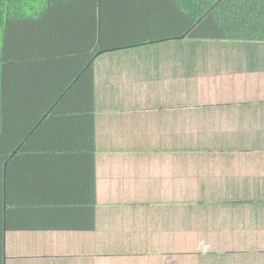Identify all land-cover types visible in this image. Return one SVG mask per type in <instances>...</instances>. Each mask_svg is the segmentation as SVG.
Returning a JSON list of instances; mask_svg holds the SVG:
<instances>
[{
	"label": "crops",
	"instance_id": "1",
	"mask_svg": "<svg viewBox=\"0 0 264 264\" xmlns=\"http://www.w3.org/2000/svg\"><path fill=\"white\" fill-rule=\"evenodd\" d=\"M120 30L99 38L123 45ZM29 37L9 35L31 58ZM82 62L5 99L29 155L10 165L3 264H264V43L186 37Z\"/></svg>",
	"mask_w": 264,
	"mask_h": 264
},
{
	"label": "trees",
	"instance_id": "2",
	"mask_svg": "<svg viewBox=\"0 0 264 264\" xmlns=\"http://www.w3.org/2000/svg\"><path fill=\"white\" fill-rule=\"evenodd\" d=\"M116 26L123 45L102 43L99 33L113 32ZM17 34L21 39L33 36L28 40L40 54L29 58L24 47H15L9 35ZM186 37L264 43V0H0V264L4 231L12 228L5 216L11 211L10 165L29 155L11 145L4 122L6 97L29 85L27 80H39L45 68L50 75L49 66L61 61H83L87 68L101 52Z\"/></svg>",
	"mask_w": 264,
	"mask_h": 264
},
{
	"label": "water",
	"instance_id": "3",
	"mask_svg": "<svg viewBox=\"0 0 264 264\" xmlns=\"http://www.w3.org/2000/svg\"><path fill=\"white\" fill-rule=\"evenodd\" d=\"M6 167H7V164H6Z\"/></svg>",
	"mask_w": 264,
	"mask_h": 264
}]
</instances>
